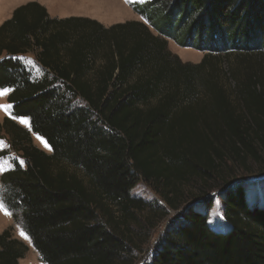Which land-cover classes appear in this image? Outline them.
<instances>
[{
  "label": "trees",
  "instance_id": "trees-1",
  "mask_svg": "<svg viewBox=\"0 0 264 264\" xmlns=\"http://www.w3.org/2000/svg\"><path fill=\"white\" fill-rule=\"evenodd\" d=\"M132 6L145 21L105 27L52 18L29 1L0 26V91L11 90L13 117L31 123L0 122V137L25 159L1 174L2 201L46 264H134L142 233L167 215L131 193L139 181L177 210L206 196L205 183L224 182L227 166L262 159L264 0ZM169 40L205 55L184 63ZM28 52L45 69L40 78L20 59ZM236 53L230 89L219 74ZM194 181L202 191L187 196ZM225 191L226 230L210 225V200L189 205L151 264H264V199L248 198L242 184ZM27 250L10 229L0 232V264H19Z\"/></svg>",
  "mask_w": 264,
  "mask_h": 264
},
{
  "label": "rangeland",
  "instance_id": "rangeland-1",
  "mask_svg": "<svg viewBox=\"0 0 264 264\" xmlns=\"http://www.w3.org/2000/svg\"><path fill=\"white\" fill-rule=\"evenodd\" d=\"M29 1H38L43 4L52 18H68V17H85L97 20L105 27L117 23H123L130 20L145 21V19L140 16L133 8V3H143L147 0H134V2H129V0H0V26L2 23L10 18L13 11L20 5L25 4ZM4 10V11H3ZM168 47L170 51L179 56L184 63H199L203 59L205 52L197 48L192 47H181L173 40H169ZM27 54V55H26ZM20 56V59L26 64L28 70L31 72L32 77L40 78L45 69L41 67L36 58L35 52H28ZM26 55V56H25ZM240 57L238 54L231 56L229 60H222V66L220 71V80L230 86V89L234 88L235 81L229 79L226 74L228 69L238 64ZM264 61V60H263ZM240 66V64L238 65ZM264 87V84L263 86ZM9 93V92H8ZM0 95V105L10 104L7 101V95ZM9 116L13 118L12 108L5 111L4 108L0 107V122L3 121L4 117ZM14 119V118H13ZM20 125L29 128L28 125L20 122L19 118H15ZM33 143L39 148L45 150L48 153H52V148L45 147V145L37 138L36 133L31 131ZM49 144V143H48ZM4 150L2 156H0V177L3 172L12 168L14 162L20 163L25 159L21 156V153L10 148V137L4 132L0 137V151ZM24 165V163H23ZM232 169L227 166L224 175L226 180L223 182L213 180L205 183L208 185L203 190L206 192V196L199 198L197 200L189 201L180 206L179 209L170 208L162 199L159 192L155 187L144 181H139L138 184L132 190V194L139 197L145 201L152 203L157 209L167 211V215L158 222V225L150 229H147L142 233L140 240L137 241L139 248L134 250L135 261L134 264H151L152 258L157 251L160 244V239L166 232L167 228L177 219L180 218L182 212L189 205L201 206L206 200H210V207L208 210L209 223L213 228L226 230L228 223L224 216V192L229 190L235 184H242L245 193L248 198L260 201L264 199V152L261 161L254 162L252 158L249 159L246 166L237 167L232 165ZM231 171V172H230ZM235 171V172H234ZM227 184V185H226ZM201 182H193L190 186H185L183 192L188 195L196 196L202 191L199 186ZM204 186V185H202ZM228 186V187H226ZM230 187V188H229ZM2 185L0 181V204H3V208H0V232L6 229H10L14 238H17L24 242L28 246V250L25 257L19 259V264H46L40 253L34 247L32 240L27 235V239L20 235L21 231H24L22 222L20 219L15 220L12 212L5 206L2 201ZM204 204V203H203ZM5 209L10 214H5ZM143 216H147L150 213L145 211L142 212ZM148 228V227H147ZM26 233V232H25ZM146 233V234H145ZM143 239L144 241L141 242Z\"/></svg>",
  "mask_w": 264,
  "mask_h": 264
},
{
  "label": "snow or ice",
  "instance_id": "snow-or-ice-1",
  "mask_svg": "<svg viewBox=\"0 0 264 264\" xmlns=\"http://www.w3.org/2000/svg\"><path fill=\"white\" fill-rule=\"evenodd\" d=\"M129 2H134V0H129ZM0 88H2V86H0ZM9 91H11L10 89L8 88H3L2 91H0V95H4L6 93H8ZM0 107L4 108L5 111L9 110L12 108V105L11 104H7V105H0ZM14 119L17 118L16 116L13 117ZM20 122L23 123V124H26L29 126V128H31V123L29 121V119L27 117H24V116H19L18 117ZM37 138L45 145V147H49L50 148V145L48 144V141L43 137V136H40V135H37ZM23 161L21 160L20 161V164L23 165ZM3 204H0V208H3ZM5 214H10L7 212V210L5 209ZM20 235L22 237H24L25 239H27V234L24 232V231H21L20 232Z\"/></svg>",
  "mask_w": 264,
  "mask_h": 264
},
{
  "label": "crops",
  "instance_id": "crops-1",
  "mask_svg": "<svg viewBox=\"0 0 264 264\" xmlns=\"http://www.w3.org/2000/svg\"><path fill=\"white\" fill-rule=\"evenodd\" d=\"M26 55H27V54H26ZM26 55H25V56H26Z\"/></svg>",
  "mask_w": 264,
  "mask_h": 264
},
{
  "label": "bare ground",
  "instance_id": "bare-ground-1",
  "mask_svg": "<svg viewBox=\"0 0 264 264\" xmlns=\"http://www.w3.org/2000/svg\"><path fill=\"white\" fill-rule=\"evenodd\" d=\"M4 11V10H3Z\"/></svg>",
  "mask_w": 264,
  "mask_h": 264
}]
</instances>
